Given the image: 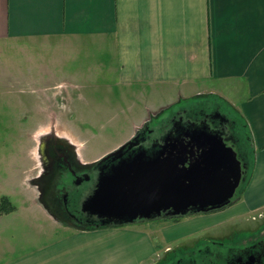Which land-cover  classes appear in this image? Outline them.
I'll return each instance as SVG.
<instances>
[{
	"label": "crops",
	"instance_id": "obj_1",
	"mask_svg": "<svg viewBox=\"0 0 264 264\" xmlns=\"http://www.w3.org/2000/svg\"><path fill=\"white\" fill-rule=\"evenodd\" d=\"M57 39L93 55L102 47L116 83L144 93L164 86L181 100L220 89L235 104L253 154L239 201L212 223L264 208V0H0V45L14 43L12 50L31 59L40 44ZM7 53L0 50V60ZM43 89L40 95L49 90ZM27 182L20 206L62 225ZM147 221L78 230L90 251L78 250L77 239H50L38 248L27 240L0 264H139L153 242L134 229Z\"/></svg>",
	"mask_w": 264,
	"mask_h": 264
},
{
	"label": "rangeland",
	"instance_id": "obj_2",
	"mask_svg": "<svg viewBox=\"0 0 264 264\" xmlns=\"http://www.w3.org/2000/svg\"><path fill=\"white\" fill-rule=\"evenodd\" d=\"M61 40L43 42L36 48L34 56L29 54L31 59L25 58L27 52L23 50H12L17 47L14 43L0 45V50L8 52L0 60V201L6 196L15 205L12 211H5L6 203L0 209L2 258L15 252L14 249L20 250L27 240V243L33 240L38 248L50 239H77L80 241L78 250L90 251V246L88 249L85 240L82 241L85 236L78 231L84 228L57 225L42 213H33L31 210L35 208L29 211L20 206L26 197L22 186L29 179L35 182L37 172L41 175L44 171L45 147L51 139L68 146L80 162H94L129 140L147 120H165L179 107L197 104L210 111L219 108L236 118L238 150L248 155L245 180L231 203L239 201L251 172L253 153L235 104L220 89L213 88L211 92L181 100L164 86L144 93L141 87L116 83L117 77L111 72L108 74L109 64L102 47L99 55H93L91 48L62 46L59 45ZM8 49L11 50L6 51ZM13 54L15 57H11ZM15 66L20 67L19 71ZM43 87L49 90L40 95ZM225 210L149 218L148 224L134 229L145 230L153 242L151 250L150 245L147 246L148 257L139 264H151L175 247H190L199 236L227 238L239 230L242 241L244 235L253 238V232L258 228L264 230V208L226 222L212 223ZM114 224L100 226H122ZM99 244L101 252L107 250L101 242ZM87 256L83 257L85 263L92 259L86 260Z\"/></svg>",
	"mask_w": 264,
	"mask_h": 264
},
{
	"label": "water",
	"instance_id": "obj_3",
	"mask_svg": "<svg viewBox=\"0 0 264 264\" xmlns=\"http://www.w3.org/2000/svg\"><path fill=\"white\" fill-rule=\"evenodd\" d=\"M222 136L207 124H182L150 148L131 137L92 162L112 160L84 209L124 224L229 205L244 176L236 151Z\"/></svg>",
	"mask_w": 264,
	"mask_h": 264
},
{
	"label": "flooded vegetation",
	"instance_id": "obj_4",
	"mask_svg": "<svg viewBox=\"0 0 264 264\" xmlns=\"http://www.w3.org/2000/svg\"><path fill=\"white\" fill-rule=\"evenodd\" d=\"M192 106L177 108L165 120L164 118L147 120L132 138L136 135L135 141L138 142V146L150 148L154 143H160L167 131L172 128L175 130L176 125L207 124L211 129L220 132L226 142L237 150L245 176L247 164L242 156L245 153L238 150L236 118L221 112L219 108L210 111L197 104ZM134 147L137 146L132 148ZM45 149L44 171L41 175L37 172V180L32 182L53 217L62 225L80 228L116 222V219L102 217L84 209V204L96 188L104 165L112 163V160L104 163L80 162L73 150L54 138L47 143ZM229 206L231 203L221 209L205 213L223 211ZM253 235V238L244 235L242 241L239 240V230L227 238L199 236L190 247H175L151 264H264V230L260 231L258 228Z\"/></svg>",
	"mask_w": 264,
	"mask_h": 264
},
{
	"label": "trees",
	"instance_id": "obj_5",
	"mask_svg": "<svg viewBox=\"0 0 264 264\" xmlns=\"http://www.w3.org/2000/svg\"><path fill=\"white\" fill-rule=\"evenodd\" d=\"M242 153H244V152H242ZM242 156H243V161H245V163L247 164L248 163V155H247V153H245V154H242ZM246 168H248V166L246 167ZM251 168H252V163H251ZM247 171V170H246ZM250 171H251V169H250ZM251 173V172H250ZM250 175V174H249ZM249 177V176H248ZM248 177H247V179H246V182H247V180H248ZM4 203H6V206H5V211H9V210H11L12 209V206H11V204H10V202H9V200H8V198L6 197V196H2V198H1V204H0V209H2V207L4 206L3 204ZM167 217H170V216H167ZM117 223H115L114 225H116ZM118 225V224H117Z\"/></svg>",
	"mask_w": 264,
	"mask_h": 264
}]
</instances>
